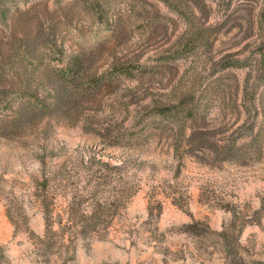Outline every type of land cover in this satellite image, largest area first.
<instances>
[{"label":"rangeland","instance_id":"rangeland-1","mask_svg":"<svg viewBox=\"0 0 264 264\" xmlns=\"http://www.w3.org/2000/svg\"><path fill=\"white\" fill-rule=\"evenodd\" d=\"M0 264H264V0H0Z\"/></svg>","mask_w":264,"mask_h":264},{"label":"trees","instance_id":"trees-1","mask_svg":"<svg viewBox=\"0 0 264 264\" xmlns=\"http://www.w3.org/2000/svg\"><path fill=\"white\" fill-rule=\"evenodd\" d=\"M66 66H67L66 72L69 76H66V74L59 75V78L63 86L67 83H73L75 82V80H77L76 74L80 70L81 61L80 59L77 58V56H72L68 59ZM114 70L117 71L116 68H114ZM117 72H123L124 74H128L127 73L128 71L123 68L119 69ZM57 95L58 93L56 94V96H54L51 102L52 105H55V104L57 105V101H58ZM44 107L39 106V108L36 109V112L37 110L38 112H42V109ZM24 110H26L24 114L16 111L15 118L17 119V121H23L24 117L26 118L27 116H31L30 114L31 113L33 114L35 112V111L30 112L27 109H24ZM44 182L48 183L49 179L47 177L44 178ZM118 202H119V199L116 196L114 198L109 196L105 199L94 201L93 203H91L90 209L86 211V210H83L84 208L83 209L80 208L79 204L74 199H70L67 201V208H68L69 213H74L75 217L74 219L72 218L69 220L71 221V224L74 225L77 230L79 231L85 230L87 232H93L101 228V226L102 227L107 226L106 220L112 217L119 209ZM190 225H194V224L193 223L186 224V227ZM213 234H216L217 236H219V240L222 243L221 244L222 248L226 250V254L230 255L231 252L233 251L234 246L233 245L230 246L229 245L230 243L227 242L226 240L227 234H226L225 229L220 230V231H215L213 232Z\"/></svg>","mask_w":264,"mask_h":264}]
</instances>
